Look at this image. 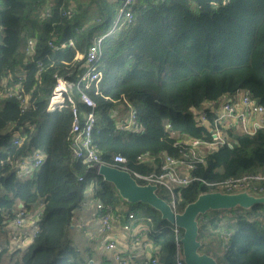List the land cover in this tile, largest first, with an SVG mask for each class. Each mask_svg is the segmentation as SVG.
<instances>
[{
	"label": "trees",
	"instance_id": "trees-1",
	"mask_svg": "<svg viewBox=\"0 0 264 264\" xmlns=\"http://www.w3.org/2000/svg\"><path fill=\"white\" fill-rule=\"evenodd\" d=\"M118 1L0 0V235L9 223L14 228L12 217L20 209L23 220H33L38 228L26 244L22 233L18 242L11 235L7 244L0 243V264H6V255L7 264H100L92 247L70 238L77 213L94 212L92 202L111 206L121 222L131 213L132 219H148L153 254L160 264H177L175 244L183 229L174 232L149 204L125 200L113 183L73 157L67 100L59 109L46 110L49 102L55 106L60 101H51L56 76L72 70L75 54L83 55L96 34L108 32L101 44L104 65L98 82L83 83L82 90L96 103L92 138L105 163L120 153L132 170L158 172L163 153L182 154L166 124L177 133L211 139L192 108L237 90H248L264 107V0H136L131 21L111 29ZM30 38L34 46L27 53ZM49 41L66 45L55 49ZM77 71L67 79L74 80ZM15 87L22 98L15 91L4 94ZM79 106L89 110L82 102ZM131 108L139 131L118 127ZM225 137L232 147L204 151L203 162L188 169L190 176L211 183L264 174V127L253 134L232 127ZM35 149L43 152L42 162L22 172L21 160ZM144 152L153 160L137 163ZM203 185L176 186L175 210L205 192ZM156 192L171 202L166 188ZM39 204L40 212L33 215ZM197 222L199 251L218 264H264V204L209 210Z\"/></svg>",
	"mask_w": 264,
	"mask_h": 264
},
{
	"label": "built area",
	"instance_id": "built-area-1",
	"mask_svg": "<svg viewBox=\"0 0 264 264\" xmlns=\"http://www.w3.org/2000/svg\"><path fill=\"white\" fill-rule=\"evenodd\" d=\"M136 0H120V6L118 8V16L113 21L111 29L119 24L129 23L132 19V7ZM108 32L96 34L88 46L86 52L80 57H74L75 63L72 65V70L67 71L63 75L56 76V84L53 88L52 98L57 96L60 100L55 106L49 102L46 107L47 111H54L61 108L64 105L65 100L69 102L71 111V125L67 136L68 147L72 155L75 158L81 159L87 167H92L97 170L99 164L105 163L102 161L99 151L93 142L92 132L96 123V116L94 109L96 103L91 99L83 90V83L87 84L91 82H98L101 76V69L104 65L101 44ZM66 44L60 45L54 44L49 41V46L55 49L62 48ZM34 40L30 38L28 40L25 51L30 53L33 50ZM81 60L80 64H77V60ZM77 69L76 77L74 80L67 79V77L73 74ZM5 82H3V85ZM59 89V90H57ZM15 91V96L22 98L18 87L14 90L7 89L4 94L10 96ZM74 94L78 100L75 99ZM1 93V91H0ZM79 102L84 103L89 110L82 111ZM192 113L198 124L207 125L211 139L204 140L200 138H194L186 133H177L170 128L169 124H166L165 129L169 133V136L174 138L173 145L179 148L182 153L178 157L170 156L167 153L162 154V163L158 172L152 173H140L132 170L126 163L127 159L120 153L115 154L112 157V161L105 163L111 166L118 167L119 169L128 171L135 179L139 178L146 183H152L157 186V189L164 187L168 190L172 200L170 204L175 207L174 203V189L178 185H186L193 181L203 182V189L208 191H221V192H248L254 195H258L264 192V174L261 173H244L236 178H228L215 182H205L199 178L192 177L188 173V169L192 168L195 163L203 162L204 151H210L216 148L217 145L226 144L232 147L229 140L226 139V130L229 128H237L240 132L246 134H253L258 129L264 127V107L252 98L248 90H237L233 93H226L217 100L209 103L206 107L192 108ZM210 115L212 118H210ZM119 128H128L133 131L140 130V124L138 122L137 114L134 108L129 110V116L127 119L120 120ZM14 142H18V138L14 139ZM154 156L149 152H144L137 155L136 162H144L153 160ZM43 159V152L40 149H35L33 153L27 157H24L20 162L22 172H28L30 169L39 165ZM94 214L97 217L100 232L109 236L113 230V219L117 218L111 209V206L105 205L102 202H93ZM134 213L129 214V218L132 219ZM25 212L20 209L14 213L12 217V225L20 228L23 224ZM129 224L123 226L124 229H128ZM174 232H177V227H172ZM37 225L33 223L31 236L37 233ZM12 240H19L21 232L16 230L11 234ZM138 239V238H137ZM109 249H116V242L114 239L106 244ZM176 263L185 264L181 249V243L176 241ZM115 258L118 264H126L127 261L120 256L119 253L115 254ZM146 264H160L158 258L150 257Z\"/></svg>",
	"mask_w": 264,
	"mask_h": 264
},
{
	"label": "water",
	"instance_id": "water-1",
	"mask_svg": "<svg viewBox=\"0 0 264 264\" xmlns=\"http://www.w3.org/2000/svg\"><path fill=\"white\" fill-rule=\"evenodd\" d=\"M97 173L113 183L125 200L145 202L158 210L162 219L183 229L180 243L185 264H218L213 256L199 251L201 242L198 239V215L209 210L227 209L237 205L248 208L255 203L264 204V195H253L245 191L229 193L211 191L200 193L194 201L187 203L182 211H176L169 202L157 194L155 184L138 183L126 170L99 164Z\"/></svg>",
	"mask_w": 264,
	"mask_h": 264
},
{
	"label": "crops",
	"instance_id": "crops-1",
	"mask_svg": "<svg viewBox=\"0 0 264 264\" xmlns=\"http://www.w3.org/2000/svg\"><path fill=\"white\" fill-rule=\"evenodd\" d=\"M124 118L122 117L121 119ZM92 203H89V205H93ZM86 204L87 202L84 205ZM40 208L41 204L36 206L35 211L37 213L34 212L33 215L38 214L40 212ZM147 220L148 219L144 218H136L121 222L117 217L113 219L112 232L109 236H105L99 230V224L96 215L94 216V212H88L83 209L77 213L73 220V224H71L70 238L82 246L87 245L92 247V257L95 261H99L100 264H102L103 259L109 261V264H117L115 258H113V252L115 256V251L123 253L125 256L124 258L127 261L126 264H144L150 257H156L160 261L159 256H155L152 251ZM125 224H129L130 227L128 229H124L123 226ZM32 226L33 220L29 219H26L20 228L15 226L13 228L9 223L7 233L0 235V243L7 244L8 237H11V234L16 228L17 231L24 234L22 243L26 244L29 240L28 238H30ZM109 239L115 240L116 249H109L106 247ZM10 243H12V241H10ZM4 259L7 264L8 256L6 255Z\"/></svg>",
	"mask_w": 264,
	"mask_h": 264
},
{
	"label": "rangeland",
	"instance_id": "rangeland-1",
	"mask_svg": "<svg viewBox=\"0 0 264 264\" xmlns=\"http://www.w3.org/2000/svg\"><path fill=\"white\" fill-rule=\"evenodd\" d=\"M115 1H118V0H115ZM119 6H120V2L118 1L117 2V9L119 8ZM118 10H117V16H118ZM116 16V17H117ZM112 25H113V23H112ZM75 56H77V58H80L82 55L81 54H79V53H76L75 54ZM53 96V94H51V97ZM221 97V96H220ZM261 195H264V192L263 193H261ZM16 232H17V229H16ZM9 240H10V237H9ZM16 239H13L12 241H13V243H15V242H18V241H20V240H17V241H15ZM128 259V258H127Z\"/></svg>",
	"mask_w": 264,
	"mask_h": 264
},
{
	"label": "bare ground",
	"instance_id": "bare-ground-1",
	"mask_svg": "<svg viewBox=\"0 0 264 264\" xmlns=\"http://www.w3.org/2000/svg\"><path fill=\"white\" fill-rule=\"evenodd\" d=\"M56 99H58L57 98V96L56 97H53L52 98V100H56ZM31 126H32V124H31ZM15 138H18V136L17 135H15ZM27 157V156H26ZM74 157V156H73ZM102 164H105V163H102ZM38 166V165H37ZM36 167V166H35ZM118 168V167H117ZM208 192H211V191H208ZM221 192V191H220ZM251 194V193H250ZM254 195V194H253ZM83 204H85V202L83 203ZM174 208V207H173ZM175 209V208H174Z\"/></svg>",
	"mask_w": 264,
	"mask_h": 264
}]
</instances>
